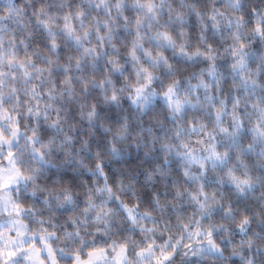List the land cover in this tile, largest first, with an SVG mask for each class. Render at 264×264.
<instances>
[{"label": "snow or ice", "instance_id": "1", "mask_svg": "<svg viewBox=\"0 0 264 264\" xmlns=\"http://www.w3.org/2000/svg\"><path fill=\"white\" fill-rule=\"evenodd\" d=\"M0 264H264V0H0Z\"/></svg>", "mask_w": 264, "mask_h": 264}]
</instances>
